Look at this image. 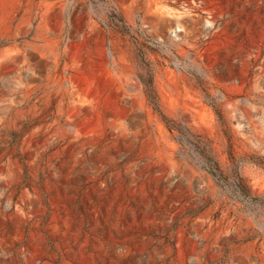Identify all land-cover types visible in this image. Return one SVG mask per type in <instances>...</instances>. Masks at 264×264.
Masks as SVG:
<instances>
[{"label":"rangeland","instance_id":"rangeland-1","mask_svg":"<svg viewBox=\"0 0 264 264\" xmlns=\"http://www.w3.org/2000/svg\"><path fill=\"white\" fill-rule=\"evenodd\" d=\"M0 264H264V0H0Z\"/></svg>","mask_w":264,"mask_h":264},{"label":"trees","instance_id":"trees-1","mask_svg":"<svg viewBox=\"0 0 264 264\" xmlns=\"http://www.w3.org/2000/svg\"><path fill=\"white\" fill-rule=\"evenodd\" d=\"M142 84L144 86V93L146 95L147 101L152 105V108L155 111H158V105L156 102V98L154 95V91L152 88V84L150 82L144 83L142 81ZM218 119L221 121V115L217 113ZM162 117V115H161ZM164 118V117H162ZM164 122L165 119H163ZM168 130L170 132L176 131L178 132L179 136H182L181 131L177 127H171L168 125ZM180 140L178 139V143L180 144ZM197 153L200 155V157L203 160L204 163V170L211 176V178L218 184L225 185V186H231L232 190L236 193V195L242 199H251L252 196L250 194V191L248 187L246 186L244 179L240 175L238 169L236 170L237 165H235V175L234 177L229 180L228 176H226L218 167L217 163L213 160V158L210 155V152L208 150L199 149ZM229 158L231 161H233V158L231 155H229Z\"/></svg>","mask_w":264,"mask_h":264}]
</instances>
